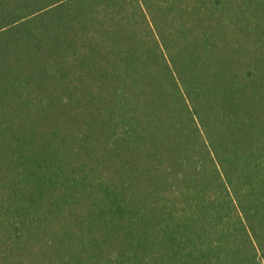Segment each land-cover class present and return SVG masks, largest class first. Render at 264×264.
Here are the masks:
<instances>
[{"label": "trees", "instance_id": "trees-1", "mask_svg": "<svg viewBox=\"0 0 264 264\" xmlns=\"http://www.w3.org/2000/svg\"><path fill=\"white\" fill-rule=\"evenodd\" d=\"M0 264H264V0H0Z\"/></svg>", "mask_w": 264, "mask_h": 264}]
</instances>
